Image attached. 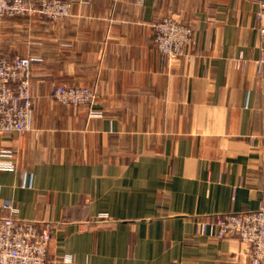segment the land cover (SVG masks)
Here are the masks:
<instances>
[{
  "label": "crops",
  "instance_id": "obj_1",
  "mask_svg": "<svg viewBox=\"0 0 264 264\" xmlns=\"http://www.w3.org/2000/svg\"><path fill=\"white\" fill-rule=\"evenodd\" d=\"M260 11L259 0H84L58 21L0 24V57L37 58L32 128L0 134L13 165L0 201L51 225V260L248 264L249 244L197 223L264 205ZM170 14L195 42L175 63L154 41ZM61 84L93 89V106L55 101Z\"/></svg>",
  "mask_w": 264,
  "mask_h": 264
},
{
  "label": "built area",
  "instance_id": "obj_2",
  "mask_svg": "<svg viewBox=\"0 0 264 264\" xmlns=\"http://www.w3.org/2000/svg\"><path fill=\"white\" fill-rule=\"evenodd\" d=\"M84 0H0V23L17 15H36L59 20L71 15L74 4ZM264 11V0H259ZM264 32V30H263ZM154 41L162 57L175 63L185 54V47H195L193 30L180 18L170 14L154 24ZM37 58L14 54L0 57V134H25L32 128L34 98L32 92V65ZM243 56L236 65L242 68ZM264 68V54L258 60V72ZM57 102L64 106H93L96 92L88 86L61 84L53 91ZM92 115L99 112L91 111ZM1 156H10L4 151ZM13 165L0 161V169ZM0 206L12 209V204L0 201ZM197 233L216 239L237 236L249 244L248 264H264V205L256 211L229 213L197 223ZM52 238L50 224L39 225L33 220H22L10 215L0 216V264H59L49 257ZM65 259V258H64ZM67 259V258H66Z\"/></svg>",
  "mask_w": 264,
  "mask_h": 264
},
{
  "label": "trees",
  "instance_id": "obj_3",
  "mask_svg": "<svg viewBox=\"0 0 264 264\" xmlns=\"http://www.w3.org/2000/svg\"><path fill=\"white\" fill-rule=\"evenodd\" d=\"M20 17H23V18H27V19H35V20H45V21H58V20H51V19H47V18H42L41 19V17L39 18L38 16H36V15H17V16H14V17H7V18H4V21L2 20L1 21V23L0 24H2L3 22H5L6 20H14V19H16V18H20ZM164 17V16H163ZM163 17H161V18H159L158 20H156L155 22H154V24L156 23V22H158L160 19H162ZM60 20V19H59ZM186 24V23H185ZM187 25V24H186ZM188 26V25H187ZM1 27H2V25H1ZM190 27V26H189ZM191 28V27H190ZM192 29V28H191ZM193 30V29H192ZM56 88V87H55ZM54 88V89H55ZM54 91V90H53ZM52 94H53V92H52ZM53 98H54V96H53ZM54 100H55V98H54ZM56 101V100H55ZM59 103V102H58Z\"/></svg>",
  "mask_w": 264,
  "mask_h": 264
}]
</instances>
